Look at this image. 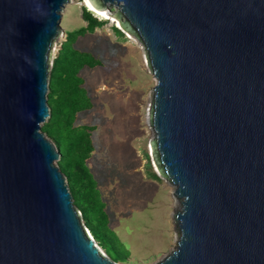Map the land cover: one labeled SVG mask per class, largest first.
Returning <instances> with one entry per match:
<instances>
[{"label": "water", "instance_id": "1", "mask_svg": "<svg viewBox=\"0 0 264 264\" xmlns=\"http://www.w3.org/2000/svg\"><path fill=\"white\" fill-rule=\"evenodd\" d=\"M88 2L116 9L155 81L151 157L179 210L175 245L154 264H264V0ZM68 3L0 0V264H117L41 131Z\"/></svg>", "mask_w": 264, "mask_h": 264}, {"label": "rangeland", "instance_id": "2", "mask_svg": "<svg viewBox=\"0 0 264 264\" xmlns=\"http://www.w3.org/2000/svg\"><path fill=\"white\" fill-rule=\"evenodd\" d=\"M82 1L70 0L62 11L52 60L65 35L86 25L81 18ZM115 11L110 8L111 13ZM93 16L105 24L79 37L75 47L91 52L101 64L79 73L92 107L77 114L76 125L95 127L87 166L105 203L108 226L122 247L113 252L95 242L117 264H154L175 245L174 216L179 210L173 186L155 171L148 150L153 139L148 109L155 81L143 62L145 49L127 38L133 36L126 32L120 38L111 28L115 23Z\"/></svg>", "mask_w": 264, "mask_h": 264}, {"label": "trees", "instance_id": "3", "mask_svg": "<svg viewBox=\"0 0 264 264\" xmlns=\"http://www.w3.org/2000/svg\"><path fill=\"white\" fill-rule=\"evenodd\" d=\"M84 27L65 35L53 59L48 79L47 105L49 117L41 131L54 144L59 153L57 166L66 180L73 205L81 213L84 226L93 239L117 252L122 244L109 228V217L101 199L97 182L91 174L87 160L94 150L92 134L94 126L76 125L79 112L91 109L92 103L83 86L79 73L84 68L100 66L89 51L75 47L76 40L101 28L105 22L98 20L84 6L80 8ZM115 35L123 37L122 31L111 27Z\"/></svg>", "mask_w": 264, "mask_h": 264}, {"label": "bare ground", "instance_id": "4", "mask_svg": "<svg viewBox=\"0 0 264 264\" xmlns=\"http://www.w3.org/2000/svg\"><path fill=\"white\" fill-rule=\"evenodd\" d=\"M82 4H83L84 6L87 7L88 11L93 12L95 15L101 17L103 20H109V21L115 23L116 26H118V27L120 26V25H119V22H118L117 20H115V18L113 17L112 13H109V12L106 11V10H100V11L95 10V9L93 8V6L88 2V0H83V1H82ZM125 35H126V32H125ZM127 38H128L129 40L133 41L136 45H138V47H139L140 49L144 50V48L142 47V45H141L140 43H138V41H137L134 37H131V36H128V35H127ZM143 58H144L143 62H145V63L148 65V62H147V56H146V53H145L144 51H143ZM150 99H152V90H151V93H150ZM150 105H151V100H150L149 109H148V116H149V113H150ZM149 124H150V123H149ZM151 129H152V128H151ZM153 136H154V134H153ZM148 150H149V154H150V153H151V150H150V144H148ZM152 161H153V160H152ZM153 167H154L155 171L157 172V169H156L154 163H153ZM171 186H172V185H171ZM174 198H175V197H174ZM177 232H178V231H177ZM177 238H178V234H177V236H176V240H177ZM175 242H176V241H175Z\"/></svg>", "mask_w": 264, "mask_h": 264}, {"label": "clouds", "instance_id": "5", "mask_svg": "<svg viewBox=\"0 0 264 264\" xmlns=\"http://www.w3.org/2000/svg\"><path fill=\"white\" fill-rule=\"evenodd\" d=\"M90 12V11H89ZM117 28V27H116ZM124 34V33H123ZM87 232L89 233L90 237H92L91 233L89 232V230L87 229ZM93 238V237H92Z\"/></svg>", "mask_w": 264, "mask_h": 264}, {"label": "built area", "instance_id": "6", "mask_svg": "<svg viewBox=\"0 0 264 264\" xmlns=\"http://www.w3.org/2000/svg\"><path fill=\"white\" fill-rule=\"evenodd\" d=\"M56 47V43H55V45H54V48ZM52 62H53V60H52ZM88 233V232H87ZM88 235H89V233H88ZM90 236V235H89Z\"/></svg>", "mask_w": 264, "mask_h": 264}]
</instances>
